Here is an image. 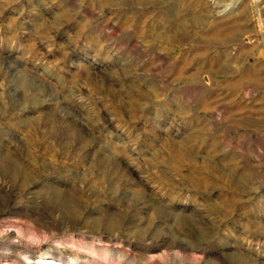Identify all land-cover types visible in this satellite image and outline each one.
<instances>
[{"label":"rangeland","instance_id":"374dc122","mask_svg":"<svg viewBox=\"0 0 264 264\" xmlns=\"http://www.w3.org/2000/svg\"><path fill=\"white\" fill-rule=\"evenodd\" d=\"M47 257L264 264V0H0V264Z\"/></svg>","mask_w":264,"mask_h":264},{"label":"bare ground","instance_id":"6f19581e","mask_svg":"<svg viewBox=\"0 0 264 264\" xmlns=\"http://www.w3.org/2000/svg\"><path fill=\"white\" fill-rule=\"evenodd\" d=\"M40 262L42 264H65V262L62 261V260H60L58 262H54L53 259H52V257H49V258L47 257V258H44V259H40ZM67 264H71V263L67 262ZM81 264H83V263H81Z\"/></svg>","mask_w":264,"mask_h":264}]
</instances>
